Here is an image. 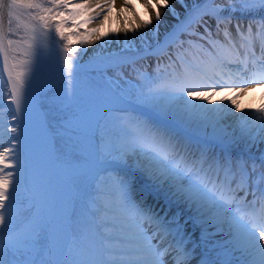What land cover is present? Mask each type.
Listing matches in <instances>:
<instances>
[{
  "label": "snow or ice",
  "instance_id": "snow-or-ice-1",
  "mask_svg": "<svg viewBox=\"0 0 264 264\" xmlns=\"http://www.w3.org/2000/svg\"><path fill=\"white\" fill-rule=\"evenodd\" d=\"M256 4L264 9V0L196 4L145 49L156 60L153 74L127 55L85 68L73 38L82 52L104 39L99 27L79 31L77 18L94 10L89 0H0V264H168L169 255L171 264H192L201 247L196 264H264V151L251 154L264 144V105L244 110L236 99L207 95L264 87V19L232 25V13ZM146 7L157 22L160 8L175 11L169 0ZM95 9L85 24L106 19L111 5ZM205 17L216 21L215 32ZM53 60L61 89L59 104L49 106L34 87ZM97 71L103 82L88 77ZM59 105L76 107L67 139L52 135L64 128ZM38 109L46 111L37 128ZM53 161L71 174L77 199L62 198ZM25 215L30 223L17 231ZM81 217L90 219L82 224Z\"/></svg>",
  "mask_w": 264,
  "mask_h": 264
},
{
  "label": "bare ground",
  "instance_id": "bare-ground-1",
  "mask_svg": "<svg viewBox=\"0 0 264 264\" xmlns=\"http://www.w3.org/2000/svg\"><path fill=\"white\" fill-rule=\"evenodd\" d=\"M223 0H216V2H220ZM83 0H72V3H82ZM99 2L103 4H110L111 11H106V19L104 16L97 17L91 23L85 24L84 21L87 20L90 16H96V12L99 9H95V4ZM150 2L151 4L155 5L156 0H129L128 6L125 5V0H89V5L94 9L91 12L85 13L83 16L78 17L77 21L81 22V26H85L86 31L91 30L93 28L99 27L100 32L99 35L104 37V39L96 40L95 44H89V49L86 53L85 58L83 59V65L87 69H92L97 67L98 62H102L104 58L108 57L109 55H123L124 53H128L127 55L130 58H137L141 57L146 52H140V49L144 45L151 44V41L154 40V35L159 34L160 41H164L166 35L173 30L174 27L181 24L182 21L189 15V11L196 5H204L207 2L208 6H212V0H201L198 3H195L192 7H188L187 2L191 3V0H169V3L172 5V8L175 10L174 12L169 11L167 8H160L161 11V20L157 22L153 15V10L146 7V3ZM134 6V10L133 7ZM253 12V11H251ZM241 13L235 12L232 13V22L241 23L242 25H246L249 22H252V19L249 17V13ZM165 15H164V14ZM167 13V20L164 24L160 22L164 21L166 18ZM177 14L179 19H177ZM228 12H225L224 15H228ZM210 18V17H209ZM212 20V18H210ZM151 20L152 23L149 25L148 28L144 27H137L140 25L142 21ZM103 21V23H101ZM159 23V31L158 33L154 31ZM5 28H7V17H5ZM127 29V32H125ZM132 29H135L133 31ZM197 30H201L198 29ZM233 33L234 30L232 29ZM146 34V39H141V34ZM107 34V35H105ZM125 34L129 38V43H124ZM137 37V39L133 40V37ZM186 36V35H185ZM189 38V37H187ZM89 39L95 40V36H90ZM109 41V43H105V41ZM119 41V42H116ZM103 45V47H101ZM154 46L153 48H155ZM98 61V62H96ZM51 72H58L57 68H55ZM50 72V73H51ZM48 74L45 70H40L39 76L37 79H43ZM260 87L249 89L247 92L241 94L240 96L237 95V91H221L217 92L213 95L211 92H208L207 95L212 97L214 102L223 101L224 103H228L229 100L236 99L237 103L239 104L241 109L250 110V109H257L261 102H264V97L260 94ZM204 93L197 92L196 102H201L200 97H202ZM225 97L228 99L225 100ZM212 106V105H209ZM242 112H236L235 116L243 115ZM41 117V111L38 109L37 114L34 116V122L39 125V120ZM232 125L235 127V121L233 119L227 120V123L224 127L231 132L232 128L228 126ZM264 144L259 145L258 148H252L251 151H260ZM243 148V147H241ZM53 171L55 172V178L59 182L60 186V194L62 198L66 201L75 200L74 196L70 194V185L68 181V177L70 173L66 174L61 170H57L55 168V162L53 161ZM39 193V192H37ZM39 197V195H38ZM39 199L37 200V202ZM190 227V226H189ZM198 231V229H195ZM226 236H221V238ZM196 259L192 261V264H195Z\"/></svg>",
  "mask_w": 264,
  "mask_h": 264
},
{
  "label": "rangeland",
  "instance_id": "rangeland-1",
  "mask_svg": "<svg viewBox=\"0 0 264 264\" xmlns=\"http://www.w3.org/2000/svg\"><path fill=\"white\" fill-rule=\"evenodd\" d=\"M201 0H191V3H188L187 2V5H188V7L190 8V7H192L195 3H198V2H200ZM217 3H223V4H225L226 5V3H227V0H223V1H220V2H217ZM193 4V5H192ZM192 5V6H191ZM238 7V6H237ZM164 14V13H163ZM165 15V14H164ZM165 21H168L167 20V13H166V18L164 19V21H162V22H160V24L161 23H163L164 24V22ZM205 21L207 22V24H208V26L209 27H211V25H212V20L209 18V17H205ZM80 24H81V22H80ZM197 28L198 29H201L200 31H198V32H204V28L202 27V26H195V30L197 31ZM191 30V29H190ZM79 31L82 33V34H84L85 32H86V29H85V26L83 25V26H81L80 27V29H79ZM24 35V33H23V30L21 29L20 30V36H23ZM75 38V37H74ZM160 37H159V34H155L154 35V40L153 41H151V44H148V45H144L143 47H142V50H141V52H143V51H145V49H148L149 48V46H151L152 48L154 47V46H156V41H157V39L158 40H160L159 39ZM12 39H19V36H14V38H12ZM194 39H196V37L194 38ZM86 48H87V50H88V48H89V45H87L86 46ZM87 52V51H86ZM195 52V51H194ZM193 52V53H194ZM123 55H129L128 53H124ZM96 62H98V61H96ZM162 62H166V58H165V61H162ZM138 63L139 64H141V63H143V66L145 67L146 66V68H150L151 66V64H156V62L155 61H153L152 62V59H148V60H145V61H138ZM89 77L91 78V79H94L95 81H98V82H103V78L104 77H102V75H101V73L99 72V71H97V72H95V73H92L91 75H89ZM54 78V77H53ZM53 78H51V79H53ZM36 82H38V81H36ZM46 81H42V82H39V83H45ZM39 83H36L35 85H37V84H39ZM39 86H41V87H45V84H39ZM47 95V97H49V101L53 104V103H56L57 105L59 104V95L60 94H58L57 95V97L54 99L53 97L54 96H49V94H46ZM84 102V101H83ZM59 107H60V109H61V111L59 112V115L61 116V117H63L64 119H69V122L70 123H72V121H73V112L72 113H70V112H68L69 111V107H71V106H65V105H59ZM7 118V119H6ZM5 119H6V122H7V120H8V117H5ZM73 124V123H72ZM35 195H36V193H35ZM88 219H90V218H86V217H84V219H83V221H82V224H86L87 223V220ZM24 223V222H23ZM20 224V225H17L16 227H19V229H17V231H20V230H23L24 228H25V223L24 224Z\"/></svg>",
  "mask_w": 264,
  "mask_h": 264
}]
</instances>
